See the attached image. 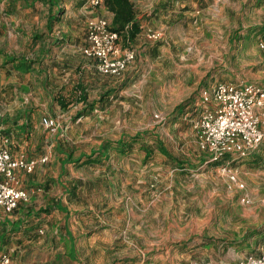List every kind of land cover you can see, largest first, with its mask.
Returning a JSON list of instances; mask_svg holds the SVG:
<instances>
[{
	"label": "rangeland",
	"instance_id": "obj_1",
	"mask_svg": "<svg viewBox=\"0 0 264 264\" xmlns=\"http://www.w3.org/2000/svg\"><path fill=\"white\" fill-rule=\"evenodd\" d=\"M130 1L146 25L121 43L136 57L113 78L82 54L88 20L108 19L104 1L0 0V140L47 158L20 176L33 193L3 225L0 253L12 264H240L264 248V145L209 163L192 128L201 89L262 83L264 0ZM136 134L145 137L126 155L98 159L101 143Z\"/></svg>",
	"mask_w": 264,
	"mask_h": 264
},
{
	"label": "built area",
	"instance_id": "obj_2",
	"mask_svg": "<svg viewBox=\"0 0 264 264\" xmlns=\"http://www.w3.org/2000/svg\"><path fill=\"white\" fill-rule=\"evenodd\" d=\"M103 0H85L84 7L97 9ZM160 34L148 33L149 40H158ZM118 33L110 29V20L94 17L86 25L83 56L90 60L96 71L105 77H120L135 60V53L123 49ZM264 53V38L258 43ZM199 116L193 122L196 145L209 163L240 159L264 145V79L262 83L217 82L201 89L198 96ZM41 123L51 128L54 123L43 117ZM9 139L0 140V210L9 214L20 203L28 202L30 192L24 188L20 175H29L38 165L47 161L13 156ZM226 167H222L225 171ZM230 180L235 181L232 173ZM245 201V199H243ZM0 264H11L7 254L0 253ZM240 264H264V249L245 257Z\"/></svg>",
	"mask_w": 264,
	"mask_h": 264
},
{
	"label": "trees",
	"instance_id": "obj_3",
	"mask_svg": "<svg viewBox=\"0 0 264 264\" xmlns=\"http://www.w3.org/2000/svg\"><path fill=\"white\" fill-rule=\"evenodd\" d=\"M54 1L58 2L60 0H54ZM103 1H104V6H105L104 9L111 14L110 29L119 34L121 42H123L124 46H129V45L131 46V44L135 42L137 37L140 35L141 30H142L140 27V21L136 17V11H135V8L132 2L130 0H103ZM51 3H52V0H51ZM56 11L57 12L53 16L49 17L47 24H46L47 29L51 28L52 22L60 21L58 20V17L60 13L62 12V10L60 9V7L57 6ZM77 88L79 90L77 102H81L83 104L88 105L89 106L88 108L90 109V111H92L94 109V105L93 104L89 105L88 103H86L87 102V95L85 93L86 90L82 86H79ZM57 104L62 109H66L67 106L69 105V102L68 101L66 102L64 99H59L57 101ZM83 114L84 112L81 111L80 113L77 114V118L82 117ZM1 134H7V131H2ZM4 137L5 136H3L2 138ZM144 137H145L144 134H136L134 137H121L115 143L103 142L100 144L98 152H97L98 159L106 158L107 153L110 150L115 151L119 155H126L128 152H130L133 145L137 144L138 141ZM5 138H8V137H5ZM143 148H144V151L146 152V156H148L150 154V150L147 148V146H144ZM157 150L159 151L161 155L170 157V155L167 153V151L162 147L160 143H158ZM98 159L91 160V158L89 157L80 155L75 160V162H80L81 160H84L82 161L83 164L88 165V164H94V163L99 162ZM70 160H71L70 154L65 156V161L69 162ZM179 165L182 166L183 164L180 163ZM51 208L57 211H61V208L58 207V205H54ZM44 212H46V210H44Z\"/></svg>",
	"mask_w": 264,
	"mask_h": 264
},
{
	"label": "crops",
	"instance_id": "obj_4",
	"mask_svg": "<svg viewBox=\"0 0 264 264\" xmlns=\"http://www.w3.org/2000/svg\"><path fill=\"white\" fill-rule=\"evenodd\" d=\"M168 2H170L169 0H165V2L164 3H168ZM164 3H162V0H156L155 1V5L156 6H154V7H160V6H163V4ZM8 5H9V3H7ZM153 11H154V9H153ZM106 13L108 14V15H106L107 16V18L110 20L111 19V14H109L107 11H106ZM148 15V14H147ZM149 16V15H148ZM136 17H137V19L140 21V27L141 28H143L145 25H146V22H144V21H146V19H144V17L142 16V15H138L137 13H136ZM263 82V81H262ZM10 151H11V153H12V155L13 156H16V155H18V154H14L13 152H12V149L10 148ZM21 176V175H20ZM30 200V199H29ZM29 200H28V202H29ZM28 202H25V203H20L19 204V206L20 205H25V204H27ZM18 206V207H19ZM18 209V208H17ZM16 210V209H15ZM15 210L12 212V213H14L15 212ZM8 215H10V214H5V213H3L1 210H0V237L3 235V225H4V223H6L7 222V220L9 219V216ZM16 220V219H15ZM261 249H264V248H260V246L257 248V249H255V254H257L258 252H259V250H261ZM2 252H4V251H2ZM8 255V254H7ZM9 256V255H8ZM10 257V256H9ZM247 257V256H246ZM245 259V258H244ZM12 264V263H11Z\"/></svg>",
	"mask_w": 264,
	"mask_h": 264
}]
</instances>
